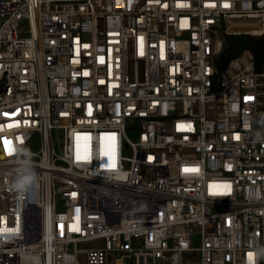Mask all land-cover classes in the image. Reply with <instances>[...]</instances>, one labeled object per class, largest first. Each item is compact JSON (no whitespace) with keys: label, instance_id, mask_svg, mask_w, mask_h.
<instances>
[{"label":"built area","instance_id":"built-area-1","mask_svg":"<svg viewBox=\"0 0 264 264\" xmlns=\"http://www.w3.org/2000/svg\"><path fill=\"white\" fill-rule=\"evenodd\" d=\"M246 20L264 0H0V264H264V65L217 63Z\"/></svg>","mask_w":264,"mask_h":264},{"label":"trees","instance_id":"trees-1","mask_svg":"<svg viewBox=\"0 0 264 264\" xmlns=\"http://www.w3.org/2000/svg\"><path fill=\"white\" fill-rule=\"evenodd\" d=\"M259 37L253 38L251 35H231L223 33L224 47L217 59L218 67L226 66L243 51L249 50L255 56L257 67L262 68L264 65V34Z\"/></svg>","mask_w":264,"mask_h":264},{"label":"bare ground","instance_id":"bare-ground-1","mask_svg":"<svg viewBox=\"0 0 264 264\" xmlns=\"http://www.w3.org/2000/svg\"><path fill=\"white\" fill-rule=\"evenodd\" d=\"M228 32H249L248 34L258 36L263 34L264 29L258 20L233 21L230 22Z\"/></svg>","mask_w":264,"mask_h":264},{"label":"clouds","instance_id":"clouds-1","mask_svg":"<svg viewBox=\"0 0 264 264\" xmlns=\"http://www.w3.org/2000/svg\"><path fill=\"white\" fill-rule=\"evenodd\" d=\"M25 151L28 152L27 150H25ZM34 180H35V173H33V175L26 176L23 179H21L18 182H16L14 184V188L17 189V190H23L27 186H30ZM256 254L257 255L264 254V248L259 249ZM249 264H254V260L252 259V257H251V259H249Z\"/></svg>","mask_w":264,"mask_h":264},{"label":"rangeland","instance_id":"rangeland-1","mask_svg":"<svg viewBox=\"0 0 264 264\" xmlns=\"http://www.w3.org/2000/svg\"><path fill=\"white\" fill-rule=\"evenodd\" d=\"M225 33V32H223ZM223 33L221 34V37L223 38ZM225 34H228V33H225ZM232 35V34H231ZM262 36V35H261ZM253 38H260L259 36H251ZM129 138L133 141H135L136 139V136H134L133 134H129ZM31 150L33 151H37L38 149V145L37 144H33V146L30 148ZM126 155H130L128 151L125 152ZM96 245V243H87V244H84L83 247H94Z\"/></svg>","mask_w":264,"mask_h":264},{"label":"snow or ice","instance_id":"snow-or-ice-1","mask_svg":"<svg viewBox=\"0 0 264 264\" xmlns=\"http://www.w3.org/2000/svg\"><path fill=\"white\" fill-rule=\"evenodd\" d=\"M228 6H229L228 4H224V7H228ZM5 115H7V114H5ZM8 143H9L8 141H5V146L6 147H7ZM186 171H197V170L196 169H186ZM249 259H251V254H249Z\"/></svg>","mask_w":264,"mask_h":264}]
</instances>
